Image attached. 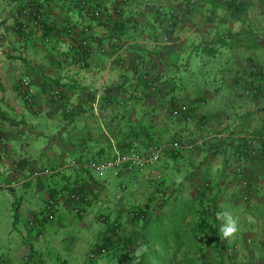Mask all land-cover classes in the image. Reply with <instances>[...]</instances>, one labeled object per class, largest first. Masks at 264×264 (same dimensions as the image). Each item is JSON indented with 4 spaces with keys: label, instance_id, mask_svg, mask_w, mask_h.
<instances>
[{
    "label": "crops",
    "instance_id": "1",
    "mask_svg": "<svg viewBox=\"0 0 264 264\" xmlns=\"http://www.w3.org/2000/svg\"><path fill=\"white\" fill-rule=\"evenodd\" d=\"M25 79L31 101L22 93ZM222 86L232 91L226 98ZM179 106L188 113L172 114ZM227 133L232 137H216ZM201 137L214 138L197 151L163 152L157 168L113 171L115 185L105 173H60L73 161L99 163ZM243 148L256 152L245 158L248 201L233 170L232 155ZM160 172L162 189L174 198L187 199L196 180H210L220 194L221 226L227 217L235 221L223 246L201 252L202 264H264V0H88L87 7L0 0V203L17 204L15 212L7 208L14 212L10 233L22 227L5 241L0 236V264H57L31 222L44 236L58 220L69 224L68 217L95 209L106 229L99 220L106 207L114 221L140 205L108 195L123 190L141 198L146 190L143 206L156 191L152 174ZM74 184L86 193L80 215L65 204L47 222L48 197Z\"/></svg>",
    "mask_w": 264,
    "mask_h": 264
},
{
    "label": "trees",
    "instance_id": "2",
    "mask_svg": "<svg viewBox=\"0 0 264 264\" xmlns=\"http://www.w3.org/2000/svg\"><path fill=\"white\" fill-rule=\"evenodd\" d=\"M86 1L88 6V0ZM237 1L239 2L240 0H235L236 3ZM251 91L254 90L252 89ZM256 91L257 88L255 87L254 92ZM183 107L174 108L172 114L175 115V111L178 109L182 111L181 115L183 113L187 114V108L184 109ZM144 133H146L144 129L139 131V135H143ZM199 139H202V137ZM173 143L188 144L179 138L173 139L169 144ZM246 143H243L245 147H247ZM223 145L225 146V144ZM237 146L236 149L239 148V145ZM243 149L245 151L241 152L247 158L250 153L245 148ZM165 151L173 155H180L182 152H185L180 149L174 150L171 147L165 149ZM147 154L150 153L138 151L132 155L140 156ZM235 154L234 152L233 158ZM151 182L153 189H156V191H154L155 194H153L150 201L146 202L143 206H133L134 210H127L119 214L117 220L110 222L106 226L108 236H106L104 242L95 247L92 253L94 258L90 259L89 264H97L101 260L106 261L105 264H202V251L208 250L207 248H218L220 245H224L225 239L220 231L221 224L217 216L220 210L218 208L220 194L213 193V190L217 189V186H214L210 180L204 178L201 181L196 180L195 193L186 199L181 197V195L174 198L162 189L163 178L160 182H157L156 179ZM74 187L79 189L82 197L81 201L77 203L78 205L73 206V209L80 215L79 205L86 198L83 187L80 184H74L61 190H71ZM178 191L179 193L181 192L180 187H178ZM44 218L46 219V217ZM46 220L49 222L48 219ZM105 223L107 224V222ZM129 223L136 224L137 228L134 232L118 235V227L126 229ZM112 236L118 237L114 238Z\"/></svg>",
    "mask_w": 264,
    "mask_h": 264
},
{
    "label": "rangeland",
    "instance_id": "3",
    "mask_svg": "<svg viewBox=\"0 0 264 264\" xmlns=\"http://www.w3.org/2000/svg\"><path fill=\"white\" fill-rule=\"evenodd\" d=\"M194 80H201V78L197 74ZM207 83H210V82H207ZM211 84H214V82L211 81ZM216 85L214 87H217ZM231 93H232L231 90H227L226 88L222 89V95L225 98L227 97V95ZM224 97H222V99H224ZM65 166L62 167V170L60 171V173L61 172L63 173L65 172V170H67ZM157 166L158 164L155 167ZM149 170L150 168L146 169V171H149ZM113 171L114 169H110L106 171L105 174L106 176L110 177L111 183L115 185L118 182V179L117 177L113 175L114 174ZM154 172H158L157 169H155ZM157 174L162 176L161 172L154 173L152 174V176L155 177V175ZM122 191H119L117 193L112 192L108 195V198H111L114 201L120 198L122 202H126L128 204L130 202L132 204L140 203V205L138 206H142V204L145 202V199H147L150 196V193L145 194V191H146L145 190L139 193L141 195V198L137 196V192L132 193V195L136 197L130 198L129 196L130 193L122 194ZM42 204H43V200H42V196L40 195L38 196V205L41 206ZM109 205L111 204L109 203ZM15 206H17V204ZM15 206H13L12 204H9L8 202L0 203V236L3 238V240L6 237H9L11 235L17 236L22 231L21 225H16V228L19 230V232L15 230L13 231L14 234H12L10 233V230H13L10 228L12 224L6 225V223L11 220L8 214L11 212H8L7 208L10 207L13 210ZM109 210L110 208L106 207L104 214H102L99 219L100 221H103L102 224L104 225L105 228L106 226H108L110 222H113V219H112L113 217H111V215L109 214L110 213ZM131 210H134L132 206L128 208V211H131ZM100 211L101 210L96 211L95 209L90 210L88 214L83 217L76 216L75 218H72L74 216L72 215L71 217H68V220L70 222L69 224H67V222H64V220L61 221L62 219H60L55 223V226L57 227L56 231H53L51 226L48 227L43 238L41 239L42 244L44 246L43 247L44 254L47 256L48 255L51 256L52 259H54L57 264H89L88 262L90 261V259H92L91 256H92L93 251L95 250V247L98 244H101L102 242H104L105 236H108L106 229H102L100 222L97 220V216ZM14 212H12L11 214L14 215ZM21 221H23V219ZM105 222H107V224ZM135 225L132 223H129L126 226L127 227L126 229L124 227H118L119 230L117 234L122 235L124 233H127V234L133 233L134 230L137 228V226ZM112 237L116 238L118 236H112ZM52 240H53V243H51ZM18 242H19V239L16 240V243ZM38 263H39V259H38ZM98 263H102V261H99Z\"/></svg>",
    "mask_w": 264,
    "mask_h": 264
},
{
    "label": "built area",
    "instance_id": "4",
    "mask_svg": "<svg viewBox=\"0 0 264 264\" xmlns=\"http://www.w3.org/2000/svg\"><path fill=\"white\" fill-rule=\"evenodd\" d=\"M74 3L81 7L87 6L86 0H72ZM22 93L24 95L25 100L31 101L32 94L34 93L31 81L29 79H25L22 82ZM254 91L248 90L246 92V96H250ZM185 109V108H184ZM181 110H176L175 115L181 114ZM217 138H230L232 137L231 134H216ZM236 137V136H235ZM214 138V137H213ZM213 138H204L201 139L195 143H188L186 145H181L180 143H173L165 146H158L154 151H152L150 154L147 155H130L122 158H116L113 160H106L100 163H78L77 161L70 162L65 166V168H80L82 170L87 171H94L97 173H105L106 171L110 169H114V171L118 174L119 171L125 169L128 172H132V170H143L146 168H152L154 167L161 159V156L165 149L171 147L172 149H180L182 151H197L200 149L201 146L205 144L206 141H210ZM239 139L238 137H236ZM244 142L246 143V146L248 148H251L253 143V138L251 136L243 137ZM248 153L250 155H254L256 152L254 149H248ZM235 162L233 166L234 175L236 180L240 183L242 188V200L248 201L252 197V191H251V179L249 176V171L245 165L247 160H245L244 154L241 151L236 152L234 156ZM157 182H160L162 179L161 175H155V178ZM82 197L79 193V189L74 187L71 190H61L59 194L55 196H49L45 207L43 209V216L48 219L49 222H52L56 219V214L59 210V208L65 204H70L72 206L78 205L81 201ZM68 202V203H66ZM105 218V217H104ZM30 229H32L35 234L37 235V238L42 239L43 233L42 228H40L39 225H37L34 221L30 223ZM248 243H251V240H248ZM229 253H232V249L228 250ZM93 259L94 257L91 256Z\"/></svg>",
    "mask_w": 264,
    "mask_h": 264
},
{
    "label": "clouds",
    "instance_id": "5",
    "mask_svg": "<svg viewBox=\"0 0 264 264\" xmlns=\"http://www.w3.org/2000/svg\"><path fill=\"white\" fill-rule=\"evenodd\" d=\"M218 218L223 217L222 213L217 214ZM220 231L224 237L231 236L236 231L235 221L231 217H227L225 223L221 226Z\"/></svg>",
    "mask_w": 264,
    "mask_h": 264
}]
</instances>
